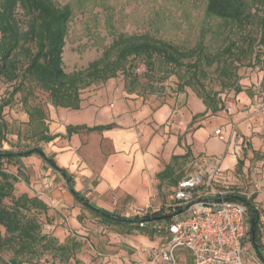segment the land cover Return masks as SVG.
Masks as SVG:
<instances>
[{"label":"rangeland","instance_id":"374dc122","mask_svg":"<svg viewBox=\"0 0 264 264\" xmlns=\"http://www.w3.org/2000/svg\"><path fill=\"white\" fill-rule=\"evenodd\" d=\"M55 1L58 5L69 4L73 9V18L63 53L64 68L68 73L85 72L89 64L99 59L113 43L115 36L119 34L149 33L183 50L195 49L197 44L203 40L210 47V51L215 52L220 46L222 48L229 42L224 41L222 36L214 35L220 20L206 15V0ZM242 30L239 29L238 32ZM242 32L256 34V30L252 27ZM236 34L232 39H239L241 43V36L238 35L239 33ZM259 47L257 44L255 50L258 51ZM239 56V59L232 57L224 62V58H220V61L208 64L205 60H198L197 58L201 56L196 53L185 57L181 65L175 66L157 61L153 68H150L143 58L130 59L126 65L127 71L120 69L116 77L82 86L80 92L88 101L92 97H109L114 90H129L132 91V96L128 98L137 100L134 104L138 110L140 102L146 103V100L154 105L157 102H169L175 107H180L187 103L186 94L198 96L199 89H203L212 95L215 94L224 103L222 110L215 114L209 110V115L202 119V124L206 129L223 128L225 126L223 119L233 121L236 115L242 114V120L249 119L251 123L257 122L263 127L264 55L261 57L262 63L254 66L248 65L249 59L244 54ZM193 63H198V67L189 68V65ZM235 65H239L237 73L240 76V84L244 88V91L240 93H236L233 88L227 86L225 76L221 72V67L232 69ZM11 90V84H1L0 100L3 97H9ZM23 95L24 92L16 93L11 102L3 108L2 119L7 123V130L5 140H0V150L22 152L29 148L39 147L45 151L46 155L53 156L60 168H71L75 163V168L72 167L73 176L79 177L86 164L83 152L89 149L86 152L90 156L89 152L94 148L92 146L95 143L96 146L98 145L97 134L81 133L79 138L73 141L61 137L60 131L66 124L60 117V108L51 103L48 93L36 89L34 95L29 98L28 105L42 107L46 113L45 122L49 132L60 134L51 142L39 141L36 136L37 123L29 122V115L23 104ZM101 104H103L102 109L106 111L107 103L101 102ZM73 115L77 118V116L82 117L83 114L74 113ZM68 116L71 118L72 114L69 113ZM103 116L108 117L99 113L97 120L106 121L107 119ZM197 126L198 120H194L191 124L192 129ZM234 129L238 131L236 126ZM106 149L110 148L106 146ZM74 151L77 154L76 157ZM198 158L200 157L179 159L175 163V168L182 171L183 175L200 171L204 169L205 160ZM247 158L241 153L238 160L243 159L246 163ZM5 166L9 172L20 176V180L15 185L16 196L22 194L30 197L36 196L48 204L47 211L33 210L29 213V216H34L41 223L42 232L58 238L60 242L71 237L82 243L81 248L69 262H61L55 254L46 253L33 264H129L138 261L141 253L150 250L151 246L144 243L150 241L148 235H141L139 232L120 234L103 224L101 218L72 193L64 175L52 167L40 154L33 153L19 157V159L9 160ZM251 172L255 173L253 165L248 167L245 174L237 167L232 171H224L221 181L235 189L245 190L247 197L255 195V202L259 205L264 217V209L260 207L262 203L257 201L260 194L264 192V186L256 187L254 181H251ZM82 177L80 176L81 184L78 187L83 195L92 204L120 215L128 217L144 215L162 208L168 209L173 203L171 195L175 187L169 180L164 181L161 186L157 184V192L152 197L154 200L145 206L136 203L131 197L124 196H112L109 198L110 203L102 202L94 192L98 173L94 171L90 178L92 180L89 181ZM261 179L264 180V177ZM75 188L77 189L76 182ZM6 202L10 204L11 200L7 199ZM160 226L165 231L166 225L162 223ZM160 226L158 224V228ZM166 235L156 233V237L161 238L160 244L165 241ZM244 247L249 252L247 264H264L258 258L249 239L245 241ZM6 257H9V253ZM143 257L145 256L142 255V260Z\"/></svg>","mask_w":264,"mask_h":264},{"label":"trees","instance_id":"16d2710c","mask_svg":"<svg viewBox=\"0 0 264 264\" xmlns=\"http://www.w3.org/2000/svg\"><path fill=\"white\" fill-rule=\"evenodd\" d=\"M205 13L220 20L214 35L222 36L224 41H229L215 52L210 51V47L203 40L195 49L183 50L149 33L119 34L103 55L89 64L85 72L68 73L64 68L63 53L73 18L71 5H58L55 0H0V86L3 83L12 86L9 97L0 100V140H5L7 130V123L2 119L3 108L11 102L16 93L24 92L23 104L29 115V122H36L38 126L37 139L51 142L60 134L49 132L45 122L46 113L42 107L28 105L29 98L34 95L35 90L40 89L48 93L51 103L56 107L79 109L82 86L116 77L120 69L127 71L126 65L130 59L143 58L146 64L153 68L157 61L181 65L185 57L196 53L201 56L197 58L198 60H205L208 64H213L220 58H224V62L232 57L239 59V55L244 54L249 59L248 65L262 63L264 0H206ZM249 27L256 30L255 35L242 32ZM239 29L243 30L238 32ZM236 33L241 36V43L239 39H232ZM257 44L260 46L258 51L255 50ZM239 52L240 54H237ZM197 67L198 63L189 65V68ZM238 67L239 65L232 69L221 67L227 86L233 88L236 93L244 91L239 81ZM262 89L264 90V77ZM198 96L206 106L203 114L209 110L215 114L224 108L223 101L215 94L199 89ZM114 126L115 123L94 126L70 124L67 126L66 136L70 137L83 131L109 130ZM31 149L33 148L28 150ZM11 153L15 152L0 150V264H33L46 253L55 254L61 262H69L81 248L82 243L71 237L60 242L58 238L43 233L42 225L37 218L29 216L33 210L47 211L48 204L36 196L15 195V185L20 176L9 172L5 163L19 159V156ZM42 157L57 169L53 156ZM182 157L174 155L165 169L157 174L160 186L169 180L177 187L186 176L175 168V163ZM244 164L243 159L239 160L238 169H242ZM61 169L66 173L65 179L72 188V193L84 203L88 202L89 204L85 205L101 218L103 224L120 234L134 232L148 236H154L158 232L168 234L167 226L182 208L178 203H171L168 209L162 208L144 215L129 217L120 215L92 204L76 190L73 176L65 168ZM228 198L245 205L250 225L252 216L255 215V232L253 235L249 231V240L252 244L254 237V249L260 261L264 263L263 212L255 202L256 196L230 195ZM7 199L11 200L10 204L6 202ZM157 223H164L165 231L162 230V226L158 228ZM7 253L9 257H6Z\"/></svg>","mask_w":264,"mask_h":264},{"label":"crops","instance_id":"0c3cea01","mask_svg":"<svg viewBox=\"0 0 264 264\" xmlns=\"http://www.w3.org/2000/svg\"><path fill=\"white\" fill-rule=\"evenodd\" d=\"M128 91L114 90L109 97H92L88 101L81 94L79 109L59 107L60 117L66 124L60 131L61 137L71 141L79 138L81 133L88 132L67 137V126L70 124L94 126L115 123L109 130L91 132L93 135L97 134L98 145L95 143L92 146L94 148L89 152L90 156L86 152L89 149L84 151L86 154L83 152L86 164L80 176L89 181L92 180L90 178L94 171L98 173L94 192L100 201L110 203V197L124 196L131 197L141 205H149L157 192L159 183L157 174L165 169L174 155L183 156L182 160L196 156L200 157L199 160L213 159L221 164L224 171H232L239 167L238 158L243 153L248 157L242 167L243 173L245 174L248 167L253 165L255 173L251 172V181L259 187L264 186V180L261 179L264 177V126L257 122L253 124L249 119L242 120V114L236 115L233 121L223 119L225 124L223 128L206 129L202 119L209 113L203 114L206 106L197 95L186 94L187 103L180 107H175L169 102H157L154 105L146 100V103H142V98L140 108L136 110L134 103L137 100L128 98L132 96V91ZM101 102L107 103L104 104L106 111L102 109ZM98 112L108 116H103L107 120L101 122L97 120ZM69 113L72 114L71 118H68ZM74 113L83 115L75 118ZM194 120H198V126L192 129L191 124ZM235 126L238 131H235ZM217 129H221L222 133L217 135L215 133ZM106 146L110 149H106ZM76 155L75 152V157ZM75 166L74 163L72 167ZM72 167L64 168L73 176ZM80 176L73 178L76 190L83 195L78 187L81 184ZM257 201L262 203L260 207L264 209V192ZM158 224L160 226L162 223ZM149 238L150 241L144 243L151 246L150 250L141 253L138 261L129 264H147L151 252L167 243L168 234L162 244L161 238H157L156 234ZM247 253L249 254L248 251ZM142 255L145 256L143 260ZM176 257L175 264H194L193 256L188 249L178 248Z\"/></svg>","mask_w":264,"mask_h":264},{"label":"built area","instance_id":"2783aa9c","mask_svg":"<svg viewBox=\"0 0 264 264\" xmlns=\"http://www.w3.org/2000/svg\"><path fill=\"white\" fill-rule=\"evenodd\" d=\"M215 133L221 134L222 130ZM223 174L218 161L206 159L204 169L179 182L171 200L182 207L190 206L167 226V243L151 252L147 264H175L178 248L188 249L194 264H247L244 244L249 239L250 223L246 207L226 199L248 195L245 190L222 183ZM205 199L222 201L203 202Z\"/></svg>","mask_w":264,"mask_h":264},{"label":"water","instance_id":"95a60500","mask_svg":"<svg viewBox=\"0 0 264 264\" xmlns=\"http://www.w3.org/2000/svg\"><path fill=\"white\" fill-rule=\"evenodd\" d=\"M33 153H38L40 154L41 156H46V153L43 149L39 148V147H35L31 150H27V151H22V152H15V153H11V155H16V156H19V157H22V156H28V155H31ZM57 169L64 175V177L66 176V173L63 169H61L60 167H57ZM72 189V188H70ZM226 200H230V198H227ZM213 201H222L221 199H205L203 200V202H213ZM86 204H89L88 202H85ZM190 205H186L184 207H182L180 210L177 211L176 215L177 214H180L181 212L187 210L189 208ZM255 215L253 214L252 216V219H251V225H250V231L251 233L254 235V232H255ZM252 245L253 247H255V240H254V237H253V240H252Z\"/></svg>","mask_w":264,"mask_h":264}]
</instances>
